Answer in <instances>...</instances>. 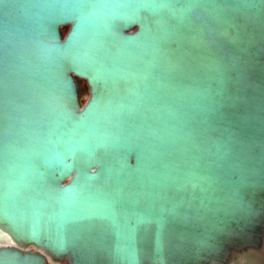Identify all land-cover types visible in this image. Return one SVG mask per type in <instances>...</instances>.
<instances>
[{
	"label": "water",
	"instance_id": "obj_1",
	"mask_svg": "<svg viewBox=\"0 0 264 264\" xmlns=\"http://www.w3.org/2000/svg\"><path fill=\"white\" fill-rule=\"evenodd\" d=\"M263 236L264 0H0V264Z\"/></svg>",
	"mask_w": 264,
	"mask_h": 264
},
{
	"label": "flooded vegetation",
	"instance_id": "obj_2",
	"mask_svg": "<svg viewBox=\"0 0 264 264\" xmlns=\"http://www.w3.org/2000/svg\"><path fill=\"white\" fill-rule=\"evenodd\" d=\"M228 264H264V236L258 248L232 251Z\"/></svg>",
	"mask_w": 264,
	"mask_h": 264
},
{
	"label": "trees",
	"instance_id": "obj_3",
	"mask_svg": "<svg viewBox=\"0 0 264 264\" xmlns=\"http://www.w3.org/2000/svg\"><path fill=\"white\" fill-rule=\"evenodd\" d=\"M82 89H83V91H85V86L84 85L82 86Z\"/></svg>",
	"mask_w": 264,
	"mask_h": 264
}]
</instances>
